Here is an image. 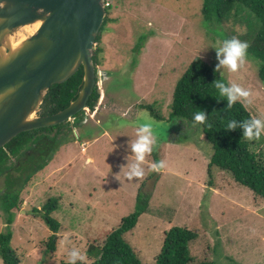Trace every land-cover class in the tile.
Listing matches in <instances>:
<instances>
[{
    "label": "rangeland",
    "instance_id": "374dc122",
    "mask_svg": "<svg viewBox=\"0 0 264 264\" xmlns=\"http://www.w3.org/2000/svg\"><path fill=\"white\" fill-rule=\"evenodd\" d=\"M106 1L111 21L95 44L103 48L97 66L99 99L93 109L88 107L64 125V142L21 190L10 225L0 207V233L12 231L11 246L21 257L20 264L66 262L72 248L91 262L100 257L109 233L137 210L141 198L148 201L147 212L125 238L142 264L155 263L165 232L174 225L198 232L189 245L194 263L207 259L216 264H264V198L227 171L218 167L209 171L213 148L203 130L170 120L175 87L192 61L201 57L229 82L252 90L254 99L237 101L264 121L259 62L246 57L235 73L217 67V49L223 47L224 37L203 20V0ZM224 27L225 36L249 43L248 25L230 21ZM41 111L42 105L33 117L41 116ZM141 113L156 125L153 151L141 163L144 175L128 178ZM250 142L264 161V136ZM161 160L164 169L150 168ZM12 174L20 175L11 169L0 177V194ZM50 198L57 199L50 214L61 224L57 232L43 219ZM52 235L56 246L47 252Z\"/></svg>",
    "mask_w": 264,
    "mask_h": 264
},
{
    "label": "trees",
    "instance_id": "16d2710c",
    "mask_svg": "<svg viewBox=\"0 0 264 264\" xmlns=\"http://www.w3.org/2000/svg\"><path fill=\"white\" fill-rule=\"evenodd\" d=\"M108 11L107 6L106 13ZM202 14L203 20L213 27V31L220 30V34L224 37H221L222 40L231 38L224 35L226 22L244 23L249 26L247 57L259 62L260 77L264 81V0H203ZM110 21L107 14L96 42L100 41L102 32ZM138 46L140 49V44ZM102 51V47L94 49L93 58L96 67L101 63ZM83 77L84 68L81 67L66 82L54 84L45 96L40 114L49 115L66 108L77 98L83 85ZM217 82L230 86L229 80L214 65L201 57H196L175 87L170 120L182 121L188 126L197 125L203 130L213 148L209 171L214 167L229 171L236 182L264 198V161L251 150L252 143L244 137V124L251 121L253 116L240 101L229 107L227 95L221 94L215 87ZM99 96L97 84L87 107L93 109ZM200 111L206 116L205 122L202 123L194 119L195 114ZM82 112L76 114L75 118ZM156 116L160 118L158 114ZM232 121L236 122V126L230 129L227 124ZM68 122L23 132L0 149V177L11 169L24 176L13 177L12 174L7 180L5 192L0 194V207L8 214L9 225L14 220L13 209L19 205L21 190L34 174L49 164L58 151L65 138L64 125ZM54 131L56 134L51 135L50 133ZM13 157L17 162H11ZM138 204L137 210L123 218L121 224L109 233L102 245L100 257L87 264H142L139 253L125 238V234L132 231L141 216L147 212L148 201L140 198ZM56 208L57 199L50 198L44 206L43 215V219L54 232H57L61 225L50 216ZM35 211L39 210L35 209ZM198 236L197 231L188 227L171 226L165 232L162 249L154 264H216L207 259L194 263L189 245ZM11 240V230L0 233V256L3 264H20L21 257L11 246ZM55 242L56 236L52 235L47 252L54 251ZM92 249L89 251H93ZM231 258L233 259V256ZM58 264H66V262ZM77 264L82 262L78 261Z\"/></svg>",
    "mask_w": 264,
    "mask_h": 264
},
{
    "label": "water",
    "instance_id": "95a60500",
    "mask_svg": "<svg viewBox=\"0 0 264 264\" xmlns=\"http://www.w3.org/2000/svg\"><path fill=\"white\" fill-rule=\"evenodd\" d=\"M106 17L104 0H0V149L19 134L70 121L98 84L96 39ZM40 21L22 40L23 27ZM84 68L82 88L66 108L33 117L48 90Z\"/></svg>",
    "mask_w": 264,
    "mask_h": 264
},
{
    "label": "clouds",
    "instance_id": "9594fccd",
    "mask_svg": "<svg viewBox=\"0 0 264 264\" xmlns=\"http://www.w3.org/2000/svg\"><path fill=\"white\" fill-rule=\"evenodd\" d=\"M248 47L249 45L246 41H242L236 37L223 39V47L217 49L218 57H220V64L217 67L226 66L229 72H237L238 69L245 64ZM215 87L220 90L221 94L227 95L229 99V107L241 97H252L254 99V93L252 90L242 87L238 83L230 82V86H225V84L217 82ZM248 103H252V100H249ZM194 119L196 122H205V113L203 111L197 112ZM121 126L123 127L124 125ZM235 126V121L227 124V127L230 129L235 128ZM135 127L136 139L131 143V150L134 153L135 163L130 166V171L125 173L128 178L142 177L144 175L141 163L145 161L146 154L153 151L154 144L153 129L156 128V125L151 121L147 114H140ZM244 129V137L247 141H259L261 137L264 136V121L253 117L251 121L245 122ZM165 167L166 163L164 160H161L158 164H150V168L157 171L164 169ZM78 261L82 262V264H87L85 254L78 248H72L67 253L66 264H77Z\"/></svg>",
    "mask_w": 264,
    "mask_h": 264
},
{
    "label": "bare ground",
    "instance_id": "6f19581e",
    "mask_svg": "<svg viewBox=\"0 0 264 264\" xmlns=\"http://www.w3.org/2000/svg\"><path fill=\"white\" fill-rule=\"evenodd\" d=\"M40 24H41V22L38 21V22H36V23L33 24V25H27V26L23 27V30H26V31L28 32V34L31 35V34H33V33L39 28ZM25 36H26L25 34H24V35H20V37H19V41H18V42H15L14 45H15V46H18V44H19L22 40H24V39L26 38Z\"/></svg>",
    "mask_w": 264,
    "mask_h": 264
},
{
    "label": "built area",
    "instance_id": "2783aa9c",
    "mask_svg": "<svg viewBox=\"0 0 264 264\" xmlns=\"http://www.w3.org/2000/svg\"><path fill=\"white\" fill-rule=\"evenodd\" d=\"M104 4H105V6H109V2H107L106 0H104Z\"/></svg>",
    "mask_w": 264,
    "mask_h": 264
},
{
    "label": "crops",
    "instance_id": "0c3cea01",
    "mask_svg": "<svg viewBox=\"0 0 264 264\" xmlns=\"http://www.w3.org/2000/svg\"><path fill=\"white\" fill-rule=\"evenodd\" d=\"M107 132V131H106ZM106 136H109V134L107 133V134H105Z\"/></svg>",
    "mask_w": 264,
    "mask_h": 264
}]
</instances>
